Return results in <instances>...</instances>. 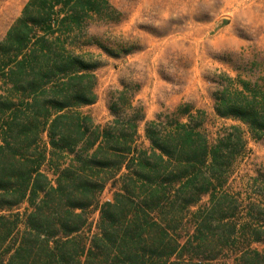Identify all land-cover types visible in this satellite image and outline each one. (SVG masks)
Here are the masks:
<instances>
[{
	"label": "trees",
	"instance_id": "trees-1",
	"mask_svg": "<svg viewBox=\"0 0 264 264\" xmlns=\"http://www.w3.org/2000/svg\"><path fill=\"white\" fill-rule=\"evenodd\" d=\"M121 17L109 0H29L0 45V264H264V213L238 228L224 194L248 147L240 126L212 143L206 113L181 105L147 124L143 148L130 85L106 125L83 112L98 101L91 49L113 54L90 30ZM223 77L216 115L264 141V82Z\"/></svg>",
	"mask_w": 264,
	"mask_h": 264
},
{
	"label": "rangeland",
	"instance_id": "rangeland-1",
	"mask_svg": "<svg viewBox=\"0 0 264 264\" xmlns=\"http://www.w3.org/2000/svg\"><path fill=\"white\" fill-rule=\"evenodd\" d=\"M109 1L122 17L116 24L94 25L90 30L113 54L91 49L102 63L95 72L98 101L83 112L106 125L113 120L108 108L112 92L130 85L138 88L134 104L145 114L139 124L138 143L143 148L150 145L147 124L172 115L181 105L206 113L204 130L212 143L230 127L240 126L248 147L224 194L237 207L238 228L249 223L252 207L264 213V141L253 140L240 123L219 118L213 99L223 75L264 82V0ZM28 2L0 0V45ZM1 84L0 96L4 94ZM112 198L108 188L102 202ZM208 204L207 197L193 211L205 210ZM98 218L99 213L90 214L93 228L88 237L97 232ZM252 249L264 256V240ZM218 257L217 264L235 263L236 256L226 252Z\"/></svg>",
	"mask_w": 264,
	"mask_h": 264
}]
</instances>
